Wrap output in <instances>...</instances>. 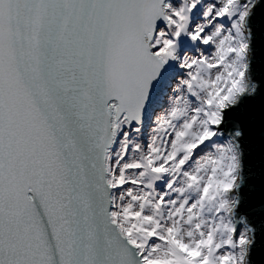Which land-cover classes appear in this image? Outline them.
Returning a JSON list of instances; mask_svg holds the SVG:
<instances>
[{"label": "snow or ice", "instance_id": "obj_1", "mask_svg": "<svg viewBox=\"0 0 264 264\" xmlns=\"http://www.w3.org/2000/svg\"><path fill=\"white\" fill-rule=\"evenodd\" d=\"M250 101L264 0H0V264H264Z\"/></svg>", "mask_w": 264, "mask_h": 264}, {"label": "water", "instance_id": "obj_2", "mask_svg": "<svg viewBox=\"0 0 264 264\" xmlns=\"http://www.w3.org/2000/svg\"><path fill=\"white\" fill-rule=\"evenodd\" d=\"M259 14L254 21V28L257 34V46H259V35L261 28ZM256 70L260 68V53H257V60L254 65ZM250 111L256 108V120L245 121L246 132L242 147L244 149V164L246 182L241 188L243 196L242 211L247 213L253 224H260L264 220V133L261 130L258 106L256 102H249ZM259 243V240H258Z\"/></svg>", "mask_w": 264, "mask_h": 264}]
</instances>
